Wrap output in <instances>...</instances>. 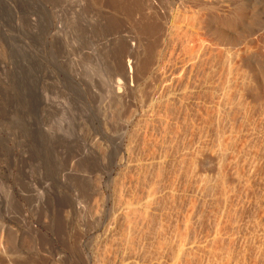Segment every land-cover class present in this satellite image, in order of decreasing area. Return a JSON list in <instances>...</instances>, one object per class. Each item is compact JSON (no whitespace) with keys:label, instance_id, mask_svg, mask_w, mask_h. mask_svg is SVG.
Instances as JSON below:
<instances>
[{"label":"rangeland","instance_id":"374dc122","mask_svg":"<svg viewBox=\"0 0 264 264\" xmlns=\"http://www.w3.org/2000/svg\"><path fill=\"white\" fill-rule=\"evenodd\" d=\"M159 1L148 71L124 81L112 66L147 13L0 0V264H264V93L245 64L264 66V35L237 55L208 38V61L168 74L181 1Z\"/></svg>","mask_w":264,"mask_h":264},{"label":"bare ground","instance_id":"6f19581e","mask_svg":"<svg viewBox=\"0 0 264 264\" xmlns=\"http://www.w3.org/2000/svg\"><path fill=\"white\" fill-rule=\"evenodd\" d=\"M55 2L56 0H52V2ZM98 1H104V3L106 2L107 3V5H108V7L110 6V9H112L113 11H114V13L113 14H115V12L117 13L116 15H118V14H120V15H124V13H125V11H127V10H129V11H131L132 13H134V15H137V13L136 12H141V13H145V15H146V13L148 14V17H146L145 15V20L143 21V26L140 28L141 29V32L140 31H138V30H140L139 29V27H136V24H138L139 23V25L138 26H140L141 25V23L139 22V19L137 20L138 21V23L136 22V20H135V28H137L138 30V32H140V33H138L137 32V34H139V35H135V36H133L131 33V36H133V37H131V39H130V41L131 42H133V44L132 45H130V43H128L127 41H125V44L124 43H122V42H124L123 40H122V42L121 41H119V42H121V45H124L122 48H121V54H119V59L118 60H116V62H114L115 64V66L113 65L112 67L113 68H115V69H117V71L119 72V75H120V72H121V74H123L122 75V77L124 78L123 80L125 81V78L126 79H128V78H133V75L135 74V72L140 68V65H144V69H146L147 68V66H146V61H145V58L142 56V55H144V56H148L147 54H149L150 55V52H152V50H150L149 48V45H151L152 46V44L153 45H156V44H158L157 42V39L155 38L154 39V43L156 42V44H154L153 43V41L151 40L152 39V36H153V34L155 33L156 34V32H155V30H154V26L153 25H155V23L158 21V20H160V19H158V16H159V18H160V12H159V8H157V6L158 5H156V1L157 0H98ZM159 1V0H158ZM181 2H179V13H175V11H174V13L175 14H177V16H175L176 17V19H175V17H173L174 19H175V21L174 20H172V21H174L172 24L170 23V31L169 32H167V33H169L168 34V36H169V41H170V47L172 48L171 49V51L173 50V53H174V51H176V49L178 48L179 49V51H181V54H179V51H177L178 52V58H179V61H177L176 59H175V57L173 56V54H172V56L174 57H172L175 61H173L172 60V58H171V54L170 55H168V53H167V55H168V57L166 58V61L164 62L163 61V59H162V62H164L163 64H164V66L163 67H161V70H162V68L167 72V70H168V74H169V71L170 70H173V69H175L179 64H181V67H180V69H181V71L183 72V73H186V71H187V67L190 65L191 66V72H192V70L195 68V67H197V63L198 62H202L205 58V60H207V58L208 57H205L207 54H208V52H207V47H209V45L208 46H205L206 45V42L208 41L207 39L209 38V41L208 42H210L211 41V39L210 38H213V40H214V42L216 43H219V45L220 46H222V47H224L225 48V50H235L238 46H240V45H242V46H240V48H243V46H245L244 47V49L246 48V47H249L250 48V43H251V41H252V37L255 35V34H258V33H260V35L259 36H261V34L263 33V35H264V9H261V6L260 7H258L257 8V5L259 4V3H261V4H263L264 3V0H262L261 2H258V1H256V0H180ZM82 2H84V1H82ZM92 2V1H91ZM94 2V1H93ZM160 2V1H159ZM162 2V1H161ZM63 3H65L64 1H63ZM86 3H87V1H86ZM100 3V2H99ZM98 3V4H99ZM165 3H166V1H165ZM80 4V3H79ZM91 4V3H90ZM93 4H95V3H93ZM100 5V4H99ZM107 5H106V7H107ZM161 5V4H160ZM225 5H228L229 6V8L231 7L232 8V10H231V12H230V15L228 16H226L225 14H224V16H222V18H220V16L219 17H217V14H219V13H222L223 11H224V8L225 7H227V6H225ZM51 6V5H50ZM61 6V5H60ZM89 6V5H88ZM91 6V5H90ZM89 6V7H90ZM103 7L105 6V5H102ZM166 6V5H165ZM52 7V6H51ZM63 7V6H62ZM70 7V6H69ZM81 7V6H80ZM84 7H86V6H84ZM93 7V6H92ZM100 7V6H99ZM107 7V8H108ZM159 7V6H158ZM162 7V6H161ZM160 7V8H161ZM58 8V7H57ZM79 8V7H78ZM228 8V7H227ZM89 9H91V8H89ZM102 9V11H103V9L104 8H101ZM110 9H108L109 10V12H110ZM55 10V9H54ZM59 10V9H58ZM106 10V9H105ZM71 11V10H70ZM167 11V10H166ZM176 11H177V9H176ZM56 12V11H55ZM85 12V11H84ZM109 12H108V14L106 15V18H105V16H104V20H106L107 19V17H108V15L109 16H111V19H110V17H109V19L112 21V22H114L115 20H117V18L119 17V15H118V17H116V15H113V14H109ZM168 12V11H167ZM171 12V11H170ZM79 13V12H78ZM77 13V14H78ZM86 13V12H85ZM105 13H107V12H103L102 14L103 15H105ZM140 13V15L139 16H142L143 14H141ZM160 13V14H159ZM166 13V12H165ZM75 14V13H74ZM159 14V15H158ZM164 14V13H163ZM223 14V13H222ZM71 15H73V14H71ZM128 16H129V18H131L132 16H130L131 14L129 13V14H127ZM158 15V16H157ZM168 15V14H167ZM144 16H142V17H144ZM166 16V15H165ZM164 16V17H165ZM103 17V16H102ZM121 17V16H120ZM127 17V16H126ZM151 17V18H150ZM157 17V19H155ZM170 17V16H169ZM168 17V18H169ZM94 18V17H93ZM136 18V17H135ZM148 18V19H147ZM167 18V19H168ZM171 18V17H170ZM109 19H107L106 21H108ZM118 19H120V18H118ZM137 19V18H136ZM149 19L151 20H153L154 21V23H153V25H152V20L151 21H149ZM95 20V19H94ZM104 20H102V21H104ZM114 20V21H113ZM122 20V19H121ZM127 20V18L125 19V20H123L124 22ZM130 20H132V21H130V22H132L133 24H134V20H133V17H132V19H130ZM143 20V19H142ZM155 20H157V21H155ZM98 21V20H97ZM101 21V20H100ZM129 21V20H128ZM128 21H126V22H128ZM141 21V20H140ZM161 22H162V20H160ZM168 21V20H167ZM167 21L165 22V23H167ZM96 22V21H95ZM112 22H109L108 21V23H112ZM116 22V21H115ZM117 22H118V20H117ZM125 22V23H126ZM169 22V21H168ZM171 22V21H170ZM121 23H122V21H121ZM120 23V24H121ZM160 23V22H159ZM158 23V25L160 26V24ZM119 24V25H120ZM162 24V23H161ZM168 24V23H167ZM99 25V24H98ZM122 25H123V23H122ZM157 25V26H158ZM112 26V25H111ZM156 26V25H155ZM110 27V26H109ZM108 27V28H109ZM117 27V29H118V26H116ZM115 27V28H116ZM121 27V26H120ZM126 27V26H125ZM111 28V27H110ZM109 28V29H110ZM156 29V28H155ZM165 29H167V28H165ZM120 31V30H119ZM126 31V30H125ZM159 32H161V30H158ZM157 31V32H158ZM158 32V33H159ZM158 33H157V35H158ZM121 34H122V32H121ZM136 34V33H135ZM165 35V34H164ZM163 35V36H164ZM258 35H256V36H258ZM160 35H158V37H159ZM117 37H119V36H117ZM122 37V36H121ZM124 37V36H123ZM166 37H167V34H166ZM143 38H144V40H143ZM147 38H148V40H147ZM151 38V39H150ZM255 38V37H254ZM120 39V38H119ZM149 39H150V41H151V43L149 44V45H147V43H148V41H149ZM159 39V38H158ZM163 39H164V37H163ZM257 39H258V37H257ZM121 40V39H120ZM145 40H147V41H145ZM143 41H145V42H147L146 43V45H145V47H143ZM161 41V40H160ZM169 41L168 40H166V43L168 42L169 43ZM254 41H256V40H254ZM253 41V42H254ZM261 41H263L264 42V37H262L261 38ZM164 42H165V40H164ZM212 42V41H211ZM253 42H252V44H253ZM257 42V41H256ZM255 42V44H257ZM116 43V42H115ZM161 43V42H160ZM213 43V42H212ZM258 43H259V40H258ZM261 44V43H260ZM164 46H166L165 44H163ZM163 45H161V46H163ZM216 45H218V44H216ZM159 46H160V44H159ZM210 46H213V45H210ZM253 46L255 47V45L253 44ZM257 46V45H256ZM154 48H156L155 46H153ZM216 47H218V46H216ZM221 47V48H222ZM262 47H263V45H262ZM120 48H118V51H119V49ZM168 48V47H167ZM249 48H247V49H249ZM152 49V48H151ZM161 49V48H160ZM209 49H212L211 47L210 48H208V50ZM214 49H215V47H214ZM246 49V50H247ZM117 50V49H116ZM167 49H165L164 50V47H163V52L164 51H166ZM246 50H244V51H246ZM252 50V49H251ZM254 50V49H253ZM252 50V51H253ZM259 50V49H258ZM155 51V49H153V52ZM157 51V50H156ZM170 51V52H171ZM214 51V50H213ZM238 51V50H237ZM237 51H234V53L236 52L237 53ZM243 51V52H244ZM264 51V50H263ZM162 52V53H163ZM176 52V53H177ZM211 52V50L209 51V53ZM228 52V51H227ZM226 52V53H227ZM242 52V51H241ZM161 53V52H160ZM165 53V52H164ZM218 53H220V52H218ZM230 53H232V52H230ZM235 53V54H236ZM239 53V52H238ZM248 53V52H247ZM251 53V52H250ZM262 53V52H261ZM151 54H153V53H151ZM166 54V53H165ZM222 54H223V52H222ZM228 54V53H227ZM226 54V55H227ZM234 54V55H235ZM159 55V54H158ZM174 55H176V54H174ZM177 55H176V57H177ZM213 55H214V53H213ZM215 55H217L216 53H215ZM219 55V54H218ZM229 55V54H228ZM237 55V54H236ZM252 55V54H251ZM256 55V54H255ZM160 56V55H159ZM158 56V57H159ZM161 56H163V55H161ZM166 56V55H165ZM208 56V55H207ZM220 57H221V55H219ZM238 56H239V54H238ZM248 56V55H247ZM150 56H148L147 58H149ZM151 57H153V56H151ZM157 57V58H158ZM164 57V56H163ZM230 57V56H229ZM232 57V56H231ZM249 57V56H248ZM154 58H155V56H154ZM154 58L153 59H147V60H151V62H153L152 60H154ZM209 58H211V57H209ZM213 58V57H212ZM217 58H218V56H217ZM254 58V57H253ZM125 59H129L128 61H129V64H128V66L129 67H127L126 68V65H125ZM144 59V60H143ZM220 59V58H219ZM222 59H223V57H222ZM226 59H227V57H226ZM231 59V58H230ZM234 59V58H233ZM238 59V58H237ZM236 59V60H237ZM114 60V61H115ZM164 60H165V58H164ZM217 60V59H216ZM145 63V64H143V62ZM159 61H160V59H159ZM208 61V60H207ZM206 61V62H207ZM211 61V60H210ZM218 61V60H217ZM216 61V62H217ZM220 61V60H219ZM223 61V60H222ZM227 61L229 62L230 60H228L227 59ZM234 61V60H233ZM240 61V60H239ZM156 62H158L157 60H156ZM162 62H161V64H162ZM203 62H205V61H203ZM202 62V63H203ZM213 61H211V63H212ZM216 62H215V64H216ZM224 62H226V60L224 61ZM236 62V61H235ZM235 62H233V63H235ZM245 64H246V66L248 65V66H251V68H254L253 70H255L256 71V75H255V77L256 78H258V79H260L259 81H260V83H258L260 86L259 87H261V94H263L264 93V69H263V67L264 66H260V65H258V64H256L251 58H247V59H245ZM142 63V64H141ZM147 63H148V61H147ZM149 63H150V61H149ZM149 63L147 64L148 65V67H149ZM202 63H201V65L199 66V68L202 66ZM219 63V62H218ZM227 63V62H226ZM230 63H232L231 61H230ZM113 64V63H112ZM200 64V63H199ZM210 64V62L208 63V65ZM222 64H223V62H222ZM221 63H220V65H222ZM229 64V63H228ZM245 64H243V65H245ZM154 65V64H153ZM204 65H206V64H204ZM203 65V66H204ZM211 65L212 64H210V67H211ZM233 64H230L229 66H232ZM202 66V67H203ZM207 66V65H206ZM218 66V65H217ZM210 67L208 66L207 67V69L209 68L210 69ZM224 67V66H223ZM112 68V69H113ZM160 67H158V69H159ZM206 68V67H205ZM228 68V67H227ZM142 69L143 68H141L140 69V71H142ZM144 69H143V72H144ZM198 68H196V70H197ZM202 69V68H201ZM207 69H206V71H207ZM211 69H213V66L211 67ZM221 69V68H220ZM219 69V70H220ZM225 69V68H224ZM229 69H231V72H232V70H233V67L232 68H229ZM237 69V68H236ZM250 69V68H249ZM147 70V69H146ZM195 70V71H196ZM199 71H197V72H200L201 70L200 69H198ZM217 70V69H216ZM238 70V69H237ZM148 71V70H147ZM163 71V70H162ZM174 71H176V69L175 70H173V72ZM181 71H179V73L181 72ZM203 74H207V73H204V67H203ZM201 71V72H202ZM223 71V70H222ZM230 71V70H229ZM165 72V73H166ZM196 72V73H197ZM208 72V71H207ZM211 72V71H210ZM209 72V74H211ZM215 72V71H214ZM220 72V71H219ZM117 73V72H116ZM195 73V74H196ZM253 73V72H252ZM173 74V73H172ZM187 74V73H186ZM201 74V73H200ZM209 74H207L208 75V78H209ZM221 74H224L225 76H226V74H225V72L224 73H222L221 72ZM230 74V73H229ZM118 75V74H117ZM158 75V74H157ZM163 75H164V73H163ZM185 75V74H184ZM183 75V76H184ZM188 75V74H187ZM197 75V74H196ZM218 75V74H217ZM239 74L237 73V76H238ZM135 76H137V74L135 75ZM160 76V75H159ZM162 76V75H161ZM161 76H160V78H161ZM172 76V75H171ZM174 76V75H173ZM182 76V75H181ZM195 76V75H194ZM200 76H202V75H200ZM204 76H206V75H204ZM212 76V75H211ZM220 76V75H219ZM163 77V76H162ZM184 77H190V75L189 76H184ZM216 77V76H215ZM229 78H230V75L228 76ZM234 77H235V75H234ZM121 78V77H120ZM136 78V77H135ZM154 78V77H153ZM169 78H170V76H169ZM173 78H176V77H173ZM183 78V77H182ZM191 78V77H190ZM195 79H197V77H194ZM203 78V77H202ZM207 78V79H208ZM218 78V77H217ZM220 78V77H219ZM221 78H222V76H221ZM220 78V79H221ZM226 79H227V76L225 77ZM236 79H237V77H235ZM134 79V78H133ZM170 79H172V77L170 78ZM199 79V78H198ZM211 79V78H210ZM210 79H208V80H210ZM232 79V78H231ZM258 79H257V82H258ZM120 80V79H119ZM135 80V79H134ZM136 80H137V78H136ZM157 80H159V79H157ZM156 80V81H157ZM167 80V79H166ZM174 80V79H173ZM176 80H178V79H176ZM180 80H182V79H180ZM184 80V79H183ZM191 80V79H190ZM201 80V79H200ZM117 81H118V79H117ZM127 81V80H126ZM130 81V80H129ZM129 81H127V82H129ZM164 81H165V79H164ZM179 81V80H178ZM178 81H177V83H178ZM186 81V80H185ZM185 81H184V83L183 84H185ZM193 81V80H192ZM194 81H196V80H194ZM229 81V80H228ZM123 82V81H122ZM161 82V81H160ZM166 82H170V80L169 81H165V83ZM172 82V81H171ZM174 82V81H173ZM180 82V81H179ZM183 82V81H182ZM182 82H180L181 83V87L179 86V88L181 89H183V87H182ZM187 82H189L190 83V81H187ZM187 82H186V84H187ZM215 82V81H214ZM219 82V81H218ZM222 82H223V80H222ZM225 82H227V81H225ZM163 84H164V82H162ZM180 83H179V85H180ZM189 83L187 84V85H189ZM197 83V81L196 82H194V86H195V84ZM202 83V82H201ZM213 83V82H212ZM219 83H221V82H219ZM230 83V82H229ZM237 83V82H236ZM235 83V84H236ZM120 84V83H119ZM126 84V83H125ZM135 84V83H134ZM170 84V83H169ZM173 84H175V83H173ZM186 84H185V87H186ZM214 84H216V83H214ZM234 84V82H233V85H235ZM200 85V84H199ZM202 85V84H201ZM223 85V84H222ZM167 86H168V84H167ZM172 86V85H171ZM171 86H168L167 87V90H168V88L170 87L171 89H172V87ZM178 86V85H177ZM184 86V85H183ZM190 86V85H189ZM214 86V85H213ZM228 86H229V84H228ZM232 86V85H231ZM119 87V86H118ZM126 87V86H125ZM165 87H166V84H165ZM175 87V86H174ZM198 87V86H197ZM199 87H201V86H199ZM204 87V86H203ZM217 87V86H216ZM233 87V86H232ZM119 88H121V87H119ZM134 88V87H133ZM169 88V89H170ZM188 88L189 87H187V89H185V90H187L188 91ZM202 88V87H201ZM209 88H210V86H209ZM218 88V87H217ZM220 89H222V86H220L219 87ZM226 88V87H225ZM229 88V87H228ZM231 88V87H230ZM124 89V88H123ZM174 89V88H173ZM198 89V88H197ZM203 89V88H202ZM205 89V88H204ZM200 90V89H199ZM207 90V89H206ZM215 90V89H214ZM219 90V89H218ZM227 90V89H226ZM171 91V90H170ZM202 91V90H201ZM213 91V90H212ZM220 91V90H219ZM219 91H218V93H219ZM222 91H223V89H222ZM231 91V90H230ZM257 91V90H256ZM181 92V91H180ZM217 92V91H216ZM215 92V93H216ZM226 92V91H225ZM260 92V91H259ZM258 92V97L260 96V97H264V95L263 96H261L260 95V93ZM167 93V92H166ZM182 93V92H181ZM186 93V92H185ZM194 93V92H193ZM197 93V92H196ZM254 93H256V92H254ZM174 94V93H173ZM217 94V93H216ZM250 94V93H249ZM257 94V93H256ZM255 94V95H256ZM185 95V94H184ZM183 95V96H184ZM189 95V94H188ZM187 95V96H188ZM248 95V94H247ZM224 96V95H223ZM173 97V96H172ZM193 97V96H192ZM249 97V96H248ZM189 98V97H188ZM225 98H226V96H225ZM254 98V97H253ZM222 99V98H221ZM256 99H258V98H256ZM186 100V99H185ZM194 100V99H193ZM228 100H229V98H228ZM232 100V99H231ZM142 101H144V100H142ZM176 101H178V100H176ZM183 101V100H182ZM173 102V101H172ZM180 102V101H179ZM212 102V101H211ZM223 102H224V99H223ZM225 102H227V99H226V101ZM230 102V101H229ZM148 103V102H147ZM191 103V102H190ZM142 104H143V102H142ZM181 104H182V102H181ZM181 106V105H180ZM1 204V203H0ZM20 208V207H19ZM4 210V209H3ZM18 210V209H17ZM16 210V211H17ZM0 216L2 217V216H4L2 213H1V205H0ZM3 226V225H2ZM11 230V229H10ZM13 234V233H12ZM11 234V235H12ZM38 234V233H37ZM10 235V236H11ZM37 236V235H36ZM2 237V236H1ZM11 245V244H10ZM7 246V245H6Z\"/></svg>","mask_w":264,"mask_h":264}]
</instances>
